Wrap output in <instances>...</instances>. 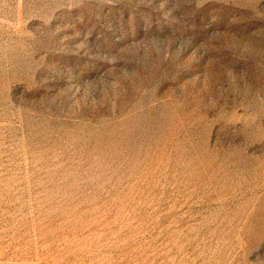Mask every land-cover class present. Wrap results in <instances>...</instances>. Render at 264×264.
Returning a JSON list of instances; mask_svg holds the SVG:
<instances>
[{"label":"rangeland","instance_id":"1","mask_svg":"<svg viewBox=\"0 0 264 264\" xmlns=\"http://www.w3.org/2000/svg\"><path fill=\"white\" fill-rule=\"evenodd\" d=\"M0 264H264V0H0Z\"/></svg>","mask_w":264,"mask_h":264}]
</instances>
